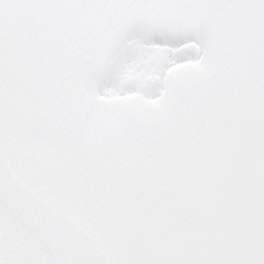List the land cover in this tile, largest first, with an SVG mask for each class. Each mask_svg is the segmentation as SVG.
<instances>
[{"label": "snow or ice", "instance_id": "obj_1", "mask_svg": "<svg viewBox=\"0 0 264 264\" xmlns=\"http://www.w3.org/2000/svg\"><path fill=\"white\" fill-rule=\"evenodd\" d=\"M0 264H264V0H0Z\"/></svg>", "mask_w": 264, "mask_h": 264}]
</instances>
